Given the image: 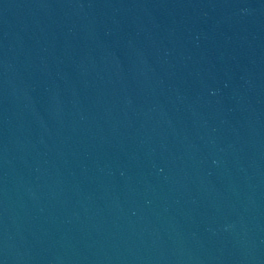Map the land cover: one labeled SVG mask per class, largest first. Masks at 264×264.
I'll return each instance as SVG.
<instances>
[{"label":"water","instance_id":"water-1","mask_svg":"<svg viewBox=\"0 0 264 264\" xmlns=\"http://www.w3.org/2000/svg\"><path fill=\"white\" fill-rule=\"evenodd\" d=\"M0 264H264V0H0Z\"/></svg>","mask_w":264,"mask_h":264}]
</instances>
